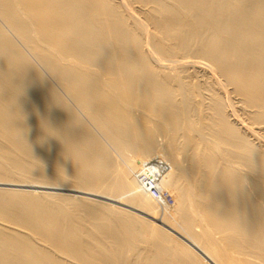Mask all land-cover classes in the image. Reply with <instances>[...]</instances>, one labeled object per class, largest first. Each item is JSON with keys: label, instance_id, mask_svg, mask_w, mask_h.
<instances>
[{"label": "bare ground", "instance_id": "1", "mask_svg": "<svg viewBox=\"0 0 264 264\" xmlns=\"http://www.w3.org/2000/svg\"><path fill=\"white\" fill-rule=\"evenodd\" d=\"M0 264H264V0H0Z\"/></svg>", "mask_w": 264, "mask_h": 264}, {"label": "built area", "instance_id": "2", "mask_svg": "<svg viewBox=\"0 0 264 264\" xmlns=\"http://www.w3.org/2000/svg\"><path fill=\"white\" fill-rule=\"evenodd\" d=\"M140 179L143 181L147 190H149L154 197L167 204H173V196L160 189L157 179L151 174V172L142 171L140 173Z\"/></svg>", "mask_w": 264, "mask_h": 264}, {"label": "rangeland", "instance_id": "3", "mask_svg": "<svg viewBox=\"0 0 264 264\" xmlns=\"http://www.w3.org/2000/svg\"><path fill=\"white\" fill-rule=\"evenodd\" d=\"M160 137H163L162 135H158V139L161 140L162 138ZM171 194V193H170ZM173 196V195H172Z\"/></svg>", "mask_w": 264, "mask_h": 264}]
</instances>
